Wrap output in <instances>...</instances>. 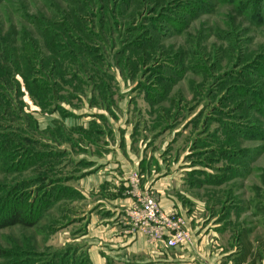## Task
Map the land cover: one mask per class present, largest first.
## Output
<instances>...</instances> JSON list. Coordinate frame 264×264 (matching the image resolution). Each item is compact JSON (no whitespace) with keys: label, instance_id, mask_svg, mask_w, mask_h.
<instances>
[{"label":"rangeland","instance_id":"374dc122","mask_svg":"<svg viewBox=\"0 0 264 264\" xmlns=\"http://www.w3.org/2000/svg\"><path fill=\"white\" fill-rule=\"evenodd\" d=\"M50 23L71 24L69 57ZM50 48L56 102L16 77L22 110L7 109L5 60L55 63ZM0 88V264H89L86 204L62 190L110 150L133 157L141 191L172 178L195 238L215 220L264 228V0H0Z\"/></svg>","mask_w":264,"mask_h":264},{"label":"crops","instance_id":"0c3cea01","mask_svg":"<svg viewBox=\"0 0 264 264\" xmlns=\"http://www.w3.org/2000/svg\"><path fill=\"white\" fill-rule=\"evenodd\" d=\"M100 155L90 156L87 164L91 167L84 170V174L75 178L74 182H70L71 186L68 184L72 196L80 198L86 204L83 214L88 217L81 240L89 264H264V228H253L248 225L247 220L244 221L247 225L243 224L231 234L230 226L227 231H223L221 224H217L220 222L213 218L215 221H210L213 225L206 226L195 238L196 230L191 224L193 217L188 218L177 198L167 194L166 187L171 189L169 179L172 178L165 179L164 187H160V181L150 182L147 178V187L152 195L155 193L164 213H174L183 220L191 245L167 250L163 245H151L140 235H127L125 212L130 207L132 198L126 190V176L130 168L133 171L137 169V163H134L132 156L127 155L123 156L128 163L125 164L119 158V153L113 150L100 152ZM157 187L161 191H155ZM91 199L93 202L87 207ZM254 219L260 224L264 223V215ZM223 223L228 226L230 221L224 220ZM225 233L234 236V239H228L227 245H221L219 236ZM202 234L204 237H201ZM209 236L211 239L207 241Z\"/></svg>","mask_w":264,"mask_h":264},{"label":"trees","instance_id":"16d2710c","mask_svg":"<svg viewBox=\"0 0 264 264\" xmlns=\"http://www.w3.org/2000/svg\"><path fill=\"white\" fill-rule=\"evenodd\" d=\"M84 13V12H83ZM81 17V16H80ZM61 23H56V24H48V28H57V32L60 34V37L62 38L61 43L64 41L66 42L63 45H66L69 50H65L64 52H62L63 54V58L65 57H69V53L73 50H77L76 47H71V44H75L77 43L73 38H71L69 35H67L66 33H70V31L72 30V26L71 24L67 23L65 25H61ZM40 24L36 23L35 28L41 30L42 26H39ZM99 32L101 33V28H98ZM62 30V31H60ZM79 32V31H78ZM100 35V34H99ZM55 40H47L46 43H49L48 45H50L52 42H54ZM78 45V44H77ZM50 48L49 50L52 51V53H50V56H53L56 59V62L54 63V60H46L44 59L42 55L38 56L39 53H35L32 52L31 53V58L29 56H26L25 53H21L18 54V57L22 60L25 59L26 61V66L24 63H21L20 66H16L17 65V61L14 62V59L12 60H5L6 64H10L8 66L7 69V75L10 76L9 82L7 83V87L11 88V90L14 93V96H10L9 97V102L7 104V109H9L10 107H12V103L13 102L16 106L21 105L19 104V96H22V94L19 93L20 91V84L18 83V81L16 80V77H19V79L21 80V83L23 84V87L25 88V91H27V94L29 95V97L31 99L36 98V95L39 98H36L38 100V104L40 108L43 107H50V105H52L54 102H56V98H57V87L60 85V81L61 78L59 77V70H58V55L60 54L59 52H57V50ZM15 51V50H14ZM82 49H78V55L79 53L81 54ZM14 53H11L10 55H13ZM74 55V54H71ZM93 56L95 54H92ZM92 56V57H93ZM95 57V56H94ZM36 60V62L30 64L29 60L30 59H34ZM14 68H13V67ZM22 66H24L23 68H21ZM90 69H94V68H90ZM91 71V70H89ZM46 77L48 78V81H43V78ZM7 87L5 86V91H7ZM0 91H4L0 88ZM9 94V92H6V96ZM15 106V108H16ZM22 110V105L21 107H17L15 112H21ZM15 116V115H14ZM16 120H21L20 116L16 115ZM49 129V128H48ZM49 140L51 141V139L49 138ZM52 140H56V138H52ZM55 142V141H53ZM44 155H42L43 157ZM70 192L69 190H65L63 189L62 192ZM52 192V191H50ZM47 193H49L47 191ZM67 195H72V193H66ZM61 197V195L59 196ZM9 220L8 223L12 222L14 224H25V221H23V217H21V215H19L15 210H12L10 215H9Z\"/></svg>","mask_w":264,"mask_h":264},{"label":"built area","instance_id":"2783aa9c","mask_svg":"<svg viewBox=\"0 0 264 264\" xmlns=\"http://www.w3.org/2000/svg\"><path fill=\"white\" fill-rule=\"evenodd\" d=\"M127 183L132 198L125 212L127 235H140L151 245H163L167 250L191 245L183 220L174 213H164L152 194L139 190L136 174H131Z\"/></svg>","mask_w":264,"mask_h":264}]
</instances>
